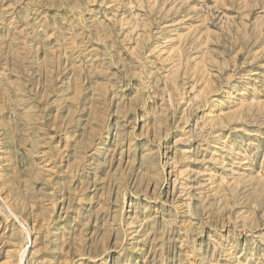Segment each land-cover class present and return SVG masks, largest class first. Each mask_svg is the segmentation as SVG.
I'll list each match as a JSON object with an SVG mask.
<instances>
[{"label":"rangeland","instance_id":"obj_1","mask_svg":"<svg viewBox=\"0 0 264 264\" xmlns=\"http://www.w3.org/2000/svg\"><path fill=\"white\" fill-rule=\"evenodd\" d=\"M0 264H264V0H0Z\"/></svg>","mask_w":264,"mask_h":264}]
</instances>
